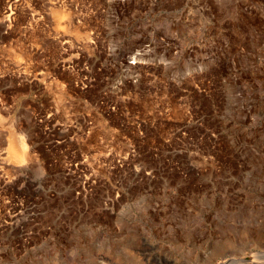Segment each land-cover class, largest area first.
<instances>
[{
    "label": "rangeland",
    "instance_id": "374dc122",
    "mask_svg": "<svg viewBox=\"0 0 264 264\" xmlns=\"http://www.w3.org/2000/svg\"><path fill=\"white\" fill-rule=\"evenodd\" d=\"M0 264H264V0H0Z\"/></svg>",
    "mask_w": 264,
    "mask_h": 264
},
{
    "label": "bare ground",
    "instance_id": "6f19581e",
    "mask_svg": "<svg viewBox=\"0 0 264 264\" xmlns=\"http://www.w3.org/2000/svg\"><path fill=\"white\" fill-rule=\"evenodd\" d=\"M57 13L58 15L55 17L54 22L56 23L57 26L60 27L59 29L61 30L62 29L61 25L62 24L64 25V22H66L67 20L65 16L67 14L64 15L63 12L62 13L56 12V14ZM53 15H55V13ZM57 26L56 28H58ZM67 29L68 28L66 27V30ZM62 31H64V28ZM5 143H6V147L4 150V154H5V161L8 162V164L10 163V165L13 164L23 165L25 161H28L27 158L29 157L28 154L29 151L27 150V146L25 144L24 138L21 135L15 134V132L10 131L5 137Z\"/></svg>",
    "mask_w": 264,
    "mask_h": 264
}]
</instances>
